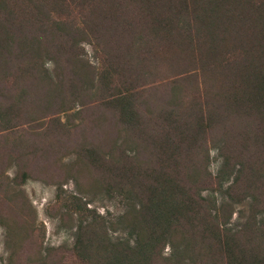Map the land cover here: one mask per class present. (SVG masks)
I'll use <instances>...</instances> for the list:
<instances>
[{
    "label": "trees",
    "instance_id": "16d2710c",
    "mask_svg": "<svg viewBox=\"0 0 264 264\" xmlns=\"http://www.w3.org/2000/svg\"><path fill=\"white\" fill-rule=\"evenodd\" d=\"M74 1L0 0V81L44 85L45 95L54 91L56 99L71 92L74 103L85 98L84 84L93 91L94 82L121 79L125 88L111 100L117 122L157 151L161 166L141 172L125 157L128 165L116 168L128 206L118 223L128 239L102 248L110 256L107 263L155 262L157 251L169 245V262L185 264L199 257V240L212 258L215 241L231 246L232 257L241 249L240 264H264V0H78L83 10L69 21ZM24 23L36 30L30 39L21 37L27 33ZM83 41L100 56L97 76L83 59ZM12 53L24 63L6 80ZM44 57L60 73L58 81L36 69ZM34 58L35 68L26 63ZM153 64L172 87L160 114L143 122L137 87L155 70ZM68 101L59 103L63 108ZM212 149L222 158L216 183L206 173ZM147 174L159 180L132 185ZM207 183H215L233 205L247 202L248 219L226 231L212 225L200 197ZM82 223L80 236L93 231L92 224Z\"/></svg>",
    "mask_w": 264,
    "mask_h": 264
},
{
    "label": "rangeland",
    "instance_id": "374dc122",
    "mask_svg": "<svg viewBox=\"0 0 264 264\" xmlns=\"http://www.w3.org/2000/svg\"><path fill=\"white\" fill-rule=\"evenodd\" d=\"M76 4L78 0L71 5L69 21H75L83 10ZM28 24L22 25V29L27 26L28 34L21 31V37L25 35L26 39L36 34ZM18 29L16 26L14 39L19 36ZM79 49L89 71L95 68L97 76V69L103 66L92 43L83 41ZM12 55L14 66L9 73L4 71L6 80L11 74L17 75L16 66L24 63L17 53ZM43 61L44 66L36 69L42 75L43 69L58 81L61 75L54 70V63L47 57ZM26 63L35 68L32 64L36 60ZM153 67L155 70H150L137 87L142 98L136 104L143 122L160 114L172 87L162 79L163 69L156 64ZM4 81H0V109L4 112L0 110V264H108L110 256L102 248L128 239V233L118 223V216L128 206L116 168L124 162L128 165L125 157H129L134 170L141 172L148 166L159 171L161 166L155 158L157 151L142 145L135 134L117 122L118 108L111 100L125 86L117 77L94 82L93 91L86 83L81 86L86 89L83 101L71 103V92L56 99L52 98L54 91L45 95L48 88L44 85L27 86L32 82L21 84L13 78ZM65 97L70 101L62 108L59 102ZM221 162L219 154L210 150L206 173L212 182L216 183ZM158 180L147 174L143 181L135 180L132 185L142 187V183ZM215 183H207L200 197L211 210L212 225L220 223L226 231L248 219V205L245 201L233 205ZM81 222L92 224L93 231L80 236L77 228ZM198 242L194 244L200 248L196 250L199 257L190 254L193 260L185 259L187 264H209L211 251L209 254L206 246ZM214 246L217 250L210 264H240L237 252L241 249L235 250L236 256L232 257L231 246L215 241ZM171 251L166 245L157 251L155 262L143 260L141 264H173L168 259Z\"/></svg>",
    "mask_w": 264,
    "mask_h": 264
}]
</instances>
